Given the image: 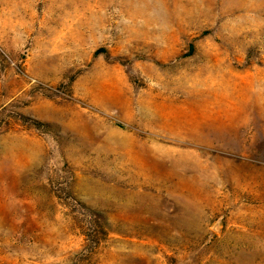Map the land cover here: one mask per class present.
Wrapping results in <instances>:
<instances>
[{
  "label": "rangeland",
  "instance_id": "rangeland-1",
  "mask_svg": "<svg viewBox=\"0 0 264 264\" xmlns=\"http://www.w3.org/2000/svg\"><path fill=\"white\" fill-rule=\"evenodd\" d=\"M0 264H264V0H0Z\"/></svg>",
  "mask_w": 264,
  "mask_h": 264
}]
</instances>
